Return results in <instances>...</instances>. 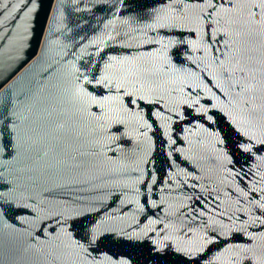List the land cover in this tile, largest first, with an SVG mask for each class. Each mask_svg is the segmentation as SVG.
<instances>
[{
	"label": "water",
	"instance_id": "obj_1",
	"mask_svg": "<svg viewBox=\"0 0 264 264\" xmlns=\"http://www.w3.org/2000/svg\"><path fill=\"white\" fill-rule=\"evenodd\" d=\"M0 264H264V0H0Z\"/></svg>",
	"mask_w": 264,
	"mask_h": 264
}]
</instances>
